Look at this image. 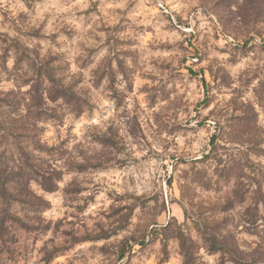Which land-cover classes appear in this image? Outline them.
<instances>
[{"label": "rangeland", "instance_id": "1", "mask_svg": "<svg viewBox=\"0 0 264 264\" xmlns=\"http://www.w3.org/2000/svg\"><path fill=\"white\" fill-rule=\"evenodd\" d=\"M28 156L0 264H264V0H0V180Z\"/></svg>", "mask_w": 264, "mask_h": 264}, {"label": "trees", "instance_id": "2", "mask_svg": "<svg viewBox=\"0 0 264 264\" xmlns=\"http://www.w3.org/2000/svg\"><path fill=\"white\" fill-rule=\"evenodd\" d=\"M65 96L61 94L55 95V96H50L49 100L54 103L60 100H65ZM36 150H39L36 148ZM50 153V152H48ZM31 157H27L25 160L20 159L18 160L13 166H12V171L4 170L5 172H2V175L7 174V178L4 181H1V188L5 196H8L9 198L13 199V202H16L14 199L16 191V181L15 179L17 177L21 178L23 180L25 178V174L28 172L30 174L37 173L39 172V168L31 164ZM9 165V164H8ZM10 166V165H9ZM51 168V169H50ZM49 168V173L44 174L47 179L44 183L40 184L42 188L47 191V192H52L55 190L57 183L59 182V177H57L56 170H54L52 167ZM52 170V171H51ZM10 175V176H9ZM16 177V178H13ZM16 182V183H15ZM30 183V182H29ZM28 182L22 183L21 185L23 187L28 186ZM22 196V195H21ZM25 196V195H24ZM23 202L24 204H32L31 202L28 201H20ZM43 204V203H42ZM41 203L39 205L37 204H32L31 209H35L36 212L39 211H44L45 207ZM23 231L24 233H29L31 228L25 223L22 222V220L13 214L11 207L8 209H5L4 216L2 219L0 218V243L3 244V246L9 245L8 240L10 239L11 235L16 231Z\"/></svg>", "mask_w": 264, "mask_h": 264}]
</instances>
